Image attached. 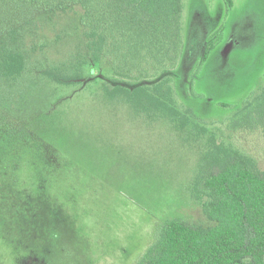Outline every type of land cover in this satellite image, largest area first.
Here are the masks:
<instances>
[{"label":"rangeland","instance_id":"1","mask_svg":"<svg viewBox=\"0 0 264 264\" xmlns=\"http://www.w3.org/2000/svg\"><path fill=\"white\" fill-rule=\"evenodd\" d=\"M183 5L178 96L200 123L221 130L220 140H233L264 169L263 131L229 127L264 88V0ZM80 14L77 7L37 18L19 43L28 70L0 84L1 122L22 124L49 143L64 180L50 199L52 214L37 213L33 228H7L0 206V264H139L161 222L211 223L190 190L208 137L197 140L191 130L108 97L115 75L108 63L90 59Z\"/></svg>","mask_w":264,"mask_h":264},{"label":"trees","instance_id":"2","mask_svg":"<svg viewBox=\"0 0 264 264\" xmlns=\"http://www.w3.org/2000/svg\"><path fill=\"white\" fill-rule=\"evenodd\" d=\"M77 7L80 40L90 59L108 63L115 75L105 89L108 97L149 120L191 130L197 140L208 137L190 190L211 223L178 217L161 222L139 264H264V169L233 140H220L221 130L200 123L178 96L183 0H0V84L28 70L29 56L19 43L35 20ZM242 110L229 127L264 133V88ZM62 163L29 128L0 120V206L7 228H33L37 213L52 214L50 199L64 187Z\"/></svg>","mask_w":264,"mask_h":264}]
</instances>
